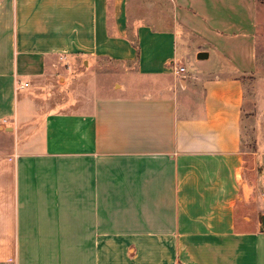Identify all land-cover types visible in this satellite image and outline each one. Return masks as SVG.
Returning a JSON list of instances; mask_svg holds the SVG:
<instances>
[{
	"label": "crops",
	"instance_id": "1",
	"mask_svg": "<svg viewBox=\"0 0 264 264\" xmlns=\"http://www.w3.org/2000/svg\"><path fill=\"white\" fill-rule=\"evenodd\" d=\"M259 113V0H0V264H264Z\"/></svg>",
	"mask_w": 264,
	"mask_h": 264
},
{
	"label": "rangeland",
	"instance_id": "2",
	"mask_svg": "<svg viewBox=\"0 0 264 264\" xmlns=\"http://www.w3.org/2000/svg\"><path fill=\"white\" fill-rule=\"evenodd\" d=\"M259 5L264 6V0H259ZM93 71L95 72V77L99 78L101 83L111 82V84H114L128 79L127 77H125V72H128L127 69L115 63H109L107 65H103V67H96ZM131 80L132 78L130 79V81ZM257 89L258 91H261L262 87L259 85ZM261 113H259V116H257L254 124L252 125L254 136L253 142H251V148L255 152L258 151L260 147H263L261 145L264 144V142H261V139H263L264 141V115H261ZM256 170L260 174H263L264 163L260 161L257 165Z\"/></svg>",
	"mask_w": 264,
	"mask_h": 264
},
{
	"label": "built area",
	"instance_id": "3",
	"mask_svg": "<svg viewBox=\"0 0 264 264\" xmlns=\"http://www.w3.org/2000/svg\"><path fill=\"white\" fill-rule=\"evenodd\" d=\"M172 68H173L175 74H180V73L185 72V67L180 66L177 63H172Z\"/></svg>",
	"mask_w": 264,
	"mask_h": 264
},
{
	"label": "water",
	"instance_id": "4",
	"mask_svg": "<svg viewBox=\"0 0 264 264\" xmlns=\"http://www.w3.org/2000/svg\"><path fill=\"white\" fill-rule=\"evenodd\" d=\"M207 56H208V54L205 53V52H203V53H201L198 57H199L200 59H203V58H206ZM262 224H263V227H264V215L262 216Z\"/></svg>",
	"mask_w": 264,
	"mask_h": 264
},
{
	"label": "trees",
	"instance_id": "5",
	"mask_svg": "<svg viewBox=\"0 0 264 264\" xmlns=\"http://www.w3.org/2000/svg\"><path fill=\"white\" fill-rule=\"evenodd\" d=\"M136 45L138 46V44L136 43Z\"/></svg>",
	"mask_w": 264,
	"mask_h": 264
}]
</instances>
